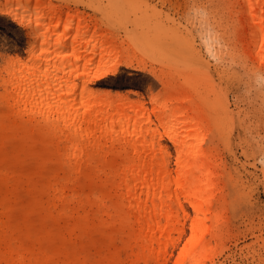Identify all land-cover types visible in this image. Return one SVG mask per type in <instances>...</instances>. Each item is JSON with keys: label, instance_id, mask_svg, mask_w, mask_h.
Returning <instances> with one entry per match:
<instances>
[{"label": "rangeland", "instance_id": "374dc122", "mask_svg": "<svg viewBox=\"0 0 264 264\" xmlns=\"http://www.w3.org/2000/svg\"><path fill=\"white\" fill-rule=\"evenodd\" d=\"M3 2L0 0V4ZM41 2L80 16L82 20L78 24L73 22L72 30L77 25L90 26L77 43L103 33L110 36L103 44L113 48L112 55H132L134 51L144 59L145 71L119 66L114 74L94 81L90 88L108 92L113 97L127 98L130 103L140 102L150 111L153 106L150 98L159 97L157 103H160L164 89L148 71L162 73L194 96L208 125L203 147H213L214 186L205 197L211 207L203 214L188 209L190 219H196L206 228L203 234L192 233L190 221L180 220L183 234L178 236L176 232H170L169 238L176 245L174 248L168 246L163 254L155 248L150 250L143 240L133 237L127 230L133 218L126 219L122 227L115 216L106 217L90 204L85 208L86 223L96 224L100 217L112 232L104 234L102 224L84 237L83 242L90 243L76 247L73 252L79 256L76 264H264V80L259 72H253V62L242 55L245 40L236 29L239 16L230 9L228 0ZM93 25L95 28L91 27ZM26 33L27 30L9 17L0 15V79L5 76L11 60L25 61L27 58L29 40ZM71 42L72 39L66 45ZM38 48L39 44H36L33 52ZM80 50L77 47L75 53ZM50 51L52 56L60 50L52 48ZM84 54L90 57V48ZM77 84L79 87L81 82L77 81ZM187 106L188 103L180 105L182 108ZM0 120L16 131L15 136L0 135V203L5 202L14 209L18 224L32 223L37 228L42 224L47 227L62 225L61 220L56 223L52 217L45 216L46 212L52 211V193L35 194L28 178L38 187L52 171L63 177L61 153L64 144L51 139L49 142V138L39 132L43 125L41 118L35 117L29 122L26 116L14 117L3 98L1 81ZM150 120V127L155 128L153 115ZM173 163L171 159L170 166ZM96 176L104 179L101 174ZM92 182L94 187L91 185V189L99 184L98 178L93 177ZM71 189L68 184L66 196H70ZM84 192L87 193L88 188ZM113 202L111 199L107 204ZM36 203L42 206L41 211L36 210ZM74 205L75 202H68V207ZM29 211L31 214L25 217L24 213ZM76 216L77 212L72 211L66 221L71 222ZM176 227L180 226L175 223L170 229ZM23 236L14 238L23 243L20 248L0 244V264H8L5 258L9 251L26 259L38 254L36 243ZM43 236L47 237L43 240L45 244H59L57 234ZM76 236L65 234L64 239L78 242ZM31 244L35 248H31ZM185 245L184 259H179ZM192 251L194 256L189 257Z\"/></svg>", "mask_w": 264, "mask_h": 264}, {"label": "bare ground", "instance_id": "6f19581e", "mask_svg": "<svg viewBox=\"0 0 264 264\" xmlns=\"http://www.w3.org/2000/svg\"><path fill=\"white\" fill-rule=\"evenodd\" d=\"M228 6L239 16L236 29L245 40L242 55L253 62V72H259L264 80V0H228ZM0 15L27 30L29 40L25 61L11 60L0 79L6 106L14 117L26 116L29 122L35 117L41 118L43 125L39 132L49 142L51 139L64 144L61 169L65 171L63 177L52 171L38 187L28 178L35 194L52 193V211L45 216L52 217L56 223L61 220L62 225L42 224L37 228L32 223L18 224L14 209L5 202L0 203V244L20 248L23 243L14 240L23 234L25 239L36 243L38 251L27 259L9 251L5 258L8 264H26V261L28 264H76L79 259L73 253L76 247L90 243L83 242L84 237L102 224L104 234L112 232L100 217L96 224L86 223L85 208L90 204L106 217L115 216L122 227L126 219L133 218L127 230L143 240L150 250L155 248L163 254L168 246L176 245L169 238L170 232L183 234L180 220L190 221L192 233L203 234L206 228L196 219H190L188 209L203 214L211 207L205 197L214 186L213 147H203L208 125L191 92L153 70L149 74L164 90L160 103H157L159 97L150 98L153 104L150 111L140 102L130 103L121 96L96 92L89 85L114 74L119 66L145 71L144 59L134 51L132 55H112L113 48L103 44L110 36L103 33L77 43L90 26L77 25L72 30L73 22L78 24L82 20L80 16L62 12L59 7L43 4L41 0H4ZM70 39L72 42L67 46ZM36 44L39 48L33 52ZM77 47L81 48L79 53H75ZM52 48L60 51L50 56ZM87 48H90V57L84 54ZM77 81L81 82L79 87ZM185 103L187 107H180ZM151 115L156 121L155 128L150 127ZM0 135L15 136L16 131L0 120ZM171 159L173 166H170ZM100 174L103 180L96 176ZM93 177L98 178L99 184L91 189ZM68 184L72 188L70 196L65 195ZM111 199L114 202L107 204ZM69 201L75 202L72 208L68 207ZM36 210H42L39 203ZM72 211L77 216L67 222ZM29 214L30 211L24 213L25 217ZM175 223L180 227L171 230L170 226ZM52 234L59 236V244L44 243L47 237L43 235ZM65 234H77L78 242L66 241ZM30 247L35 248L33 244ZM185 250L186 245L180 250L179 259H184ZM205 250L203 246L202 251Z\"/></svg>", "mask_w": 264, "mask_h": 264}]
</instances>
